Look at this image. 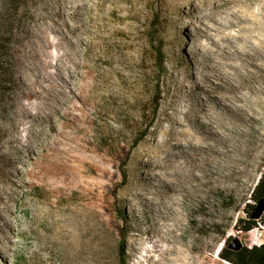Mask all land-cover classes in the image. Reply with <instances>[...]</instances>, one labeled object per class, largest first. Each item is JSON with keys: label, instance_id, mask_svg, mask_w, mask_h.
I'll return each mask as SVG.
<instances>
[{"label": "rangeland", "instance_id": "374dc122", "mask_svg": "<svg viewBox=\"0 0 264 264\" xmlns=\"http://www.w3.org/2000/svg\"><path fill=\"white\" fill-rule=\"evenodd\" d=\"M6 1L0 141L11 102L29 101L34 78L57 111L52 126L25 133L31 154L0 159V264H225L219 250L227 238L245 241L235 224L264 174V116L241 126L218 156L201 153L191 164L180 154L181 168L171 128L185 118L183 94L200 61H217L232 41L224 36L238 34L220 21L235 3L84 0L76 16L80 0H21L17 11ZM18 74L29 88H16Z\"/></svg>", "mask_w": 264, "mask_h": 264}, {"label": "bare ground", "instance_id": "6f19581e", "mask_svg": "<svg viewBox=\"0 0 264 264\" xmlns=\"http://www.w3.org/2000/svg\"><path fill=\"white\" fill-rule=\"evenodd\" d=\"M226 2H233L235 5L228 8L229 13L220 21L227 26L238 25L239 32L236 35L224 36L232 41L230 40L227 46L229 50L220 53L217 61L211 64L206 60L200 61V70L193 73V84L183 94L188 105L184 112L185 118L176 121L177 126L171 128L178 133V145L181 148L178 154L179 168L183 166L180 154L191 164L197 163L201 153H204L207 159L218 156L222 152L221 147L228 150L232 135L242 134L241 126L259 125L261 114L264 116V110L260 109L261 103L264 102V0ZM226 2L216 3L221 5ZM216 3L209 7L211 10L207 12L208 16L215 14L216 10L213 8H217ZM85 5L84 0L73 4L72 15H80ZM61 13L62 10L57 8L52 17L56 26L59 24L57 17ZM64 24L69 26L68 22ZM78 26L79 24H75L73 27ZM58 34L51 32L52 38L57 40ZM212 78H216L215 85H212ZM33 83L36 89L34 92L28 91L29 101L26 104L11 102L10 112L5 114L7 125L3 131V142L0 141V159L11 162L23 160L32 153L25 133L36 124L48 122L53 125L57 106L38 78H34ZM208 83L212 87L207 86ZM13 84L18 89L29 88V83L21 74H18ZM210 88H216L217 92L211 93ZM42 104L46 109L42 108ZM23 149L29 150L28 153L23 152ZM165 161L171 163L168 158ZM179 168L175 173H180ZM189 171L194 175L192 167ZM167 175L169 173H166ZM9 180L12 181V177H9ZM153 190L154 185L149 184L136 194L140 200H144Z\"/></svg>", "mask_w": 264, "mask_h": 264}, {"label": "trees", "instance_id": "16d2710c", "mask_svg": "<svg viewBox=\"0 0 264 264\" xmlns=\"http://www.w3.org/2000/svg\"><path fill=\"white\" fill-rule=\"evenodd\" d=\"M6 4L14 5V9L17 11L20 8L21 0L11 1L7 0ZM156 17L153 20V23L156 22ZM154 26V25H153ZM151 43H154L153 35H150ZM156 56L159 60V63H162L163 53L159 46L155 47ZM138 143V140L136 141ZM251 199L253 203H246L243 210L245 212V217H239L235 228L237 232H247L255 227L257 221L254 218H251V215L256 207V203L261 199H264V174L261 175L258 182L254 186ZM224 233V232H223ZM231 238H227L221 249L218 253V259L226 261L230 264H264V244L253 245L249 247L247 244L242 242V246L239 249H232L229 247ZM124 246L120 245L121 254L124 253Z\"/></svg>", "mask_w": 264, "mask_h": 264}, {"label": "built area", "instance_id": "2783aa9c", "mask_svg": "<svg viewBox=\"0 0 264 264\" xmlns=\"http://www.w3.org/2000/svg\"><path fill=\"white\" fill-rule=\"evenodd\" d=\"M257 221V224L255 227L247 232H242L239 234H242L244 237H246L244 244H247L249 247H252L253 245H258V240L264 237V211L262 215L259 218L255 219ZM231 235V233L228 234V237ZM236 235V233L234 234ZM259 246V245H258Z\"/></svg>", "mask_w": 264, "mask_h": 264}, {"label": "water", "instance_id": "95a60500", "mask_svg": "<svg viewBox=\"0 0 264 264\" xmlns=\"http://www.w3.org/2000/svg\"><path fill=\"white\" fill-rule=\"evenodd\" d=\"M264 211V199H261L259 202L256 203V207L251 215V218H259ZM242 241L238 237L232 238L229 243V247L232 249H239L242 246Z\"/></svg>", "mask_w": 264, "mask_h": 264}, {"label": "crops", "instance_id": "0c3cea01", "mask_svg": "<svg viewBox=\"0 0 264 264\" xmlns=\"http://www.w3.org/2000/svg\"><path fill=\"white\" fill-rule=\"evenodd\" d=\"M261 244H264V237L263 238H261L260 240H258V245H261ZM222 261V260H221ZM225 264H230V263H228V262H226V261H223Z\"/></svg>", "mask_w": 264, "mask_h": 264}]
</instances>
